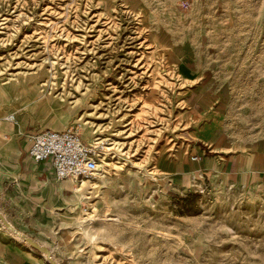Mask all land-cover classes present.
I'll list each match as a JSON object with an SVG mask.
<instances>
[{
  "label": "rangeland",
  "instance_id": "obj_1",
  "mask_svg": "<svg viewBox=\"0 0 264 264\" xmlns=\"http://www.w3.org/2000/svg\"><path fill=\"white\" fill-rule=\"evenodd\" d=\"M183 54L225 90L230 140L264 139V0H0V115L99 146L58 264H264L263 187L174 189L159 170Z\"/></svg>",
  "mask_w": 264,
  "mask_h": 264
},
{
  "label": "crops",
  "instance_id": "obj_2",
  "mask_svg": "<svg viewBox=\"0 0 264 264\" xmlns=\"http://www.w3.org/2000/svg\"><path fill=\"white\" fill-rule=\"evenodd\" d=\"M175 62L182 86L172 97L171 114L180 119V133L174 153L159 159L163 179L174 189L188 188L195 180L217 179L264 188V139L243 144L230 140L223 116L225 90L188 55H177ZM2 113L0 213L12 228L46 247L57 261L50 245L55 243L63 211L73 197L77 201V184L57 180L50 160L35 163L29 158V139L43 129L25 117ZM9 115L13 121L7 119ZM13 234L0 228V264H49Z\"/></svg>",
  "mask_w": 264,
  "mask_h": 264
},
{
  "label": "built area",
  "instance_id": "obj_3",
  "mask_svg": "<svg viewBox=\"0 0 264 264\" xmlns=\"http://www.w3.org/2000/svg\"><path fill=\"white\" fill-rule=\"evenodd\" d=\"M7 119L13 121L14 116L9 115ZM29 141V158L35 163L50 160L57 180L77 184L98 172L99 146L85 142L75 130L43 129Z\"/></svg>",
  "mask_w": 264,
  "mask_h": 264
},
{
  "label": "water",
  "instance_id": "obj_4",
  "mask_svg": "<svg viewBox=\"0 0 264 264\" xmlns=\"http://www.w3.org/2000/svg\"><path fill=\"white\" fill-rule=\"evenodd\" d=\"M0 221L3 223L4 227L8 229L9 231L13 232L14 234L18 235L25 243H27L32 249L39 252L41 254H46V260L49 264H57L56 261L52 259L50 251L43 246H40L37 244L34 240H32L29 237H26L22 234H20L18 231H16L14 228L10 226V224L6 221V219L3 217V215L0 213Z\"/></svg>",
  "mask_w": 264,
  "mask_h": 264
},
{
  "label": "bare ground",
  "instance_id": "obj_5",
  "mask_svg": "<svg viewBox=\"0 0 264 264\" xmlns=\"http://www.w3.org/2000/svg\"><path fill=\"white\" fill-rule=\"evenodd\" d=\"M98 167H99V165H98ZM98 171V170H97ZM86 181H83L82 183H77V185L79 184V185H82L83 183H85ZM76 184V183H75ZM75 186V185H74ZM75 192H76V194L78 195V193L80 192V189L79 188H76L75 187ZM74 192V193H75ZM0 223L3 225V223L0 221ZM3 227H4V225H3ZM5 228V227H4ZM6 229V228H5ZM7 230V229H6ZM15 237H17L19 240H22L18 235H16V234H13ZM28 245V244H27ZM42 255H44V257L46 258V254H42ZM48 262V261H47Z\"/></svg>",
  "mask_w": 264,
  "mask_h": 264
}]
</instances>
